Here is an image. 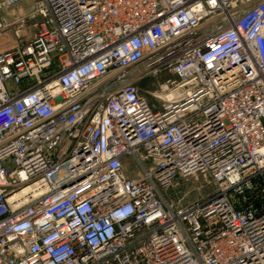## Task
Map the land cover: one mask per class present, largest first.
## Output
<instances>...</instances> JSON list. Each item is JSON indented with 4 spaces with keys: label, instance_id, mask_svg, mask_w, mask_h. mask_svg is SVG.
I'll list each match as a JSON object with an SVG mask.
<instances>
[{
    "label": "built area",
    "instance_id": "built-area-1",
    "mask_svg": "<svg viewBox=\"0 0 264 264\" xmlns=\"http://www.w3.org/2000/svg\"><path fill=\"white\" fill-rule=\"evenodd\" d=\"M4 27L0 264H264V0H0Z\"/></svg>",
    "mask_w": 264,
    "mask_h": 264
},
{
    "label": "rangeland",
    "instance_id": "rangeland-1",
    "mask_svg": "<svg viewBox=\"0 0 264 264\" xmlns=\"http://www.w3.org/2000/svg\"><path fill=\"white\" fill-rule=\"evenodd\" d=\"M18 10V7L14 8ZM15 38L8 27L0 31V49L14 42ZM172 77L168 74H158L155 76H146L136 81L140 93L144 94L150 104L155 109H162L167 102L156 97H161L172 90L170 85H165L166 79ZM124 168L128 176L133 177L136 173L135 166L131 165L128 160L124 163ZM213 186L207 178L199 174H193L184 178H178L166 192L165 200L172 202L175 206H184L191 202L200 200L211 194Z\"/></svg>",
    "mask_w": 264,
    "mask_h": 264
},
{
    "label": "bare ground",
    "instance_id": "bare-ground-1",
    "mask_svg": "<svg viewBox=\"0 0 264 264\" xmlns=\"http://www.w3.org/2000/svg\"><path fill=\"white\" fill-rule=\"evenodd\" d=\"M169 93L162 95L161 97H156L159 98L161 100H165L166 102H170L172 99H174L175 95L177 94L176 90H169Z\"/></svg>",
    "mask_w": 264,
    "mask_h": 264
}]
</instances>
